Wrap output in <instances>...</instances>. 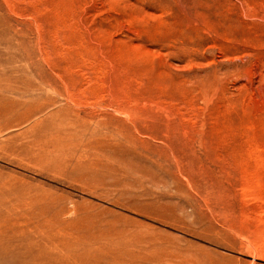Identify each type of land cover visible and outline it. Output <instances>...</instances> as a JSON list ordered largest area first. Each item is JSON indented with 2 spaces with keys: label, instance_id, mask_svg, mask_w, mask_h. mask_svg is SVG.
Wrapping results in <instances>:
<instances>
[{
  "label": "rangeland",
  "instance_id": "obj_1",
  "mask_svg": "<svg viewBox=\"0 0 264 264\" xmlns=\"http://www.w3.org/2000/svg\"><path fill=\"white\" fill-rule=\"evenodd\" d=\"M0 264H264V0H0Z\"/></svg>",
  "mask_w": 264,
  "mask_h": 264
}]
</instances>
